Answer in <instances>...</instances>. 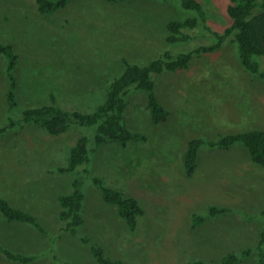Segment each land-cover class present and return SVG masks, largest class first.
<instances>
[{
  "label": "rangeland",
  "instance_id": "1",
  "mask_svg": "<svg viewBox=\"0 0 264 264\" xmlns=\"http://www.w3.org/2000/svg\"><path fill=\"white\" fill-rule=\"evenodd\" d=\"M206 13L201 24L185 30L193 39L169 44L166 24L194 12L175 0H71L63 9L41 14L35 0H0V43L17 55V107L6 100V61L0 54V127L23 109L50 103L53 95L65 109L92 111L103 103L109 83L128 61L144 65L165 50L173 55L213 43L231 24L229 0H198ZM264 71V58H259ZM155 94L168 110L154 124L146 94L130 88L124 123L145 140L125 147L109 142L90 157L92 176L135 197L143 209L135 230L106 204L91 182L83 181L84 223L76 236L63 230L57 198L71 190L76 172L60 174L68 152L82 134L72 128L61 136L26 125L0 135V197L30 212L46 230L9 222L0 214V246L34 255L27 264H98L81 237L100 245L106 256L128 264L219 262L228 253L252 252L235 264H259L257 246L264 230V167L252 162L242 144L231 148L201 147L194 174L183 167L187 143L216 140L245 130L264 131V78L240 63L233 36L212 52L193 54L188 68L153 75ZM211 205L227 207L208 217ZM205 216L194 226L192 217ZM264 249V244H263ZM61 258V259H60ZM0 264H21L0 253Z\"/></svg>",
  "mask_w": 264,
  "mask_h": 264
},
{
  "label": "trees",
  "instance_id": "2",
  "mask_svg": "<svg viewBox=\"0 0 264 264\" xmlns=\"http://www.w3.org/2000/svg\"><path fill=\"white\" fill-rule=\"evenodd\" d=\"M71 0H35L38 11L43 15H50L65 8ZM108 3H120L126 0H104ZM181 9L194 12L195 16L185 20H170L166 24L168 35L167 43L177 44L193 39V36L185 30H193L201 24L206 26V13L203 5L198 0H175ZM227 14L231 24L225 29L224 34L214 33V41L207 46H200L193 52H182L173 55L165 50L161 56L150 60L144 65L124 62V70L115 77L107 88L103 103L92 111L70 110L60 106L53 95L50 103L36 107H28L22 110L18 118H9V124L0 127V135L10 128L33 125L44 129L52 136L66 134L72 128L89 129L91 135L82 134L75 141L68 152V161L65 166H58L56 171L60 174L76 172L77 177L71 182V190L58 196V217L63 223V230L71 236H76L79 228L84 223L83 207L85 193L83 181L91 179L93 185L101 193L106 204L116 207L119 217L126 223L130 230H135L138 218L143 215V209L138 200L132 196H126L120 190L107 186L100 177L92 176L86 165L91 155L98 148L115 142L125 147L129 142L145 140L140 133L128 129L124 123L126 109V94L130 88L144 91L146 94V106L154 124L165 122L169 116L168 110L161 104L155 94V82L153 75L163 72H176L189 67L193 54L212 52L222 45L226 37L233 36L237 45L238 58L241 65L251 74L264 78V71L260 68L259 58H264V0H229ZM0 54L6 61L5 73L8 78L6 100L8 108L13 111L17 105L16 88L17 81L14 77V69L17 65V55L10 44L0 43ZM236 144H242L253 163L264 167V131L245 130L238 133L219 136L216 140L194 138L188 141L184 155L183 167L186 176L194 174L197 167L199 151L203 146L218 147L221 149L231 148ZM228 212L227 207L211 205L207 210L208 217H216ZM0 214L9 221L26 223L35 228L42 235L46 230L30 212L11 205L0 197ZM264 215V210L262 211ZM193 225L198 226L205 221V216L195 214L192 217ZM81 242L88 246L90 253L98 264H128L122 260L112 259L105 255L103 248L92 243L88 237L82 236ZM264 230L260 233L257 246L258 263L264 264ZM250 249H244L239 254L228 253L219 262H204L192 260L184 264H235L241 258L251 254ZM0 253L13 262L21 264L30 263L35 256L11 252L0 246ZM61 259V258H60ZM62 264H72L60 261Z\"/></svg>",
  "mask_w": 264,
  "mask_h": 264
}]
</instances>
